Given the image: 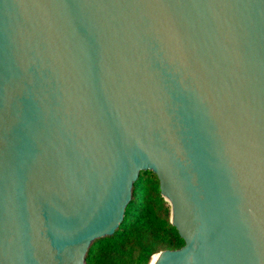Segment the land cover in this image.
Returning <instances> with one entry per match:
<instances>
[{
    "label": "water",
    "instance_id": "95a60500",
    "mask_svg": "<svg viewBox=\"0 0 264 264\" xmlns=\"http://www.w3.org/2000/svg\"><path fill=\"white\" fill-rule=\"evenodd\" d=\"M140 171L152 264H264V0H0V264H84Z\"/></svg>",
    "mask_w": 264,
    "mask_h": 264
},
{
    "label": "trees",
    "instance_id": "16d2710c",
    "mask_svg": "<svg viewBox=\"0 0 264 264\" xmlns=\"http://www.w3.org/2000/svg\"><path fill=\"white\" fill-rule=\"evenodd\" d=\"M182 246V239L170 224L169 206L160 196L155 175L140 171L121 223L111 235L90 244L84 264H148L153 254Z\"/></svg>",
    "mask_w": 264,
    "mask_h": 264
},
{
    "label": "bare ground",
    "instance_id": "6f19581e",
    "mask_svg": "<svg viewBox=\"0 0 264 264\" xmlns=\"http://www.w3.org/2000/svg\"><path fill=\"white\" fill-rule=\"evenodd\" d=\"M156 258H157V256H156V255H155V256H153V257L151 258V260H150L149 264H152V263H153V261H154Z\"/></svg>",
    "mask_w": 264,
    "mask_h": 264
}]
</instances>
